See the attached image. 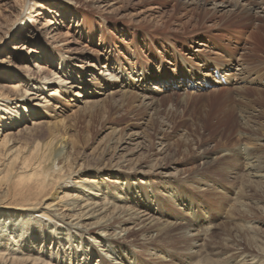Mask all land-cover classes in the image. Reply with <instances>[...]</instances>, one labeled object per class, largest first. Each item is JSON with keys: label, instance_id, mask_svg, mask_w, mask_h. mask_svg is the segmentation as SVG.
<instances>
[{"label": "rangeland", "instance_id": "rangeland-1", "mask_svg": "<svg viewBox=\"0 0 264 264\" xmlns=\"http://www.w3.org/2000/svg\"><path fill=\"white\" fill-rule=\"evenodd\" d=\"M142 1L117 0V11L104 14L89 8L85 0L74 1L81 13L80 20L92 24L95 30L107 36L111 54L125 70L117 74L116 79H109L110 82H119L122 77L124 85L128 80L137 83L141 79L142 69H149L151 72H165L171 80L190 75L201 82L206 77L202 86L178 88L164 81L162 83L167 85L164 91L151 93L155 101L148 107L142 106L131 95L111 96L108 92L88 100L98 101L95 105L83 104L85 100L76 102L71 95H64L63 92L52 94L51 91L56 89L52 86L46 91V95L51 93L47 102L37 103L36 98L40 93H31L28 98L32 104H37L35 108L41 109L42 116L35 117V121L41 122L39 126L28 133L25 127H30L31 118L21 119L12 128L7 122L6 126L0 125V137L8 131L27 146L31 145L32 136L40 144L53 140V143H57L56 149L61 142V146L65 144V148H71L73 166L82 164L92 170L97 165L107 167L110 162L120 159L125 161V170L142 168L143 172H147L144 179L148 185L142 189L139 187V193H145L148 200L159 204L161 221L174 224L183 222L184 227L196 229L198 235L193 240L199 246L196 248L197 254L186 253L191 239L181 237L180 230L177 231L180 225L167 228L163 232L165 236L153 237L156 239L151 247L139 245L138 233L132 232L126 236L129 247L125 249V255L131 256L129 264H207L205 260L209 263L212 261L211 264H231L227 261L235 259L232 251L235 247L244 253L253 252L250 236L264 246V216L261 213V209H264V185L255 188L246 182L248 158L254 157L264 162V17H258L254 21L258 25L255 26L250 16L242 20L234 16L224 20L219 17L209 23L219 25V28L210 29L209 24L202 21L203 13L196 16L195 8L185 5V0H180L181 4L176 9L174 4L177 0ZM158 2L157 9H153L154 3ZM21 3L22 0L0 1V37L16 23L17 17L14 19V16ZM60 3V0L45 1V5L50 6H60ZM259 3L264 6V0H259ZM211 6L207 5V9ZM36 11L34 9L31 14H36ZM44 19H38L39 24H35L42 32ZM30 26L31 22L27 21L17 29L12 28L0 48V56L4 49L10 52L11 47L16 46L19 51L22 47L23 50L20 51L21 57H16L15 61L32 56L30 65L39 61L34 58L35 55H26L32 44L27 36ZM69 26L65 23L58 28L61 37L63 33L71 32V29L68 31ZM123 30L128 32L127 37L123 36ZM197 30L200 35L195 36ZM98 32L88 41L85 38L74 39L75 43L69 46L73 51L71 53H81L77 49L88 45L98 51L93 56L104 60V42L99 45ZM195 37L198 43L206 47L200 49L194 45L192 40ZM210 42L213 44L209 45ZM142 43L148 45L149 51L159 57V61L144 51L133 54V49L137 51L136 46ZM161 44L166 46L165 53L157 48ZM196 49L201 52H195ZM208 57L211 61L205 64L204 60ZM71 62L74 64V61ZM239 64L244 65L241 75L237 71ZM219 65H224V69L216 68ZM92 71L87 67L85 72L89 74ZM225 72L229 76H223ZM94 77L104 75L95 71ZM153 83L149 86L158 88L161 85L157 81ZM0 91L6 92L12 99L16 97L9 87ZM119 142L122 143L121 147ZM91 173L77 174L73 184L79 182V177ZM103 177L107 179L110 176L105 173ZM161 186L175 192V197L187 199L184 200L189 207L185 212H191L188 218H184L168 198L160 196ZM241 194L245 197L242 198ZM226 255L231 256L226 259Z\"/></svg>", "mask_w": 264, "mask_h": 264}, {"label": "bare ground", "instance_id": "bare-ground-1", "mask_svg": "<svg viewBox=\"0 0 264 264\" xmlns=\"http://www.w3.org/2000/svg\"><path fill=\"white\" fill-rule=\"evenodd\" d=\"M0 1L6 2V0ZM45 1L47 0H22L15 12L16 23L7 28L8 30L6 29L0 37V48H2L3 41L8 37L12 28L17 29L21 24L30 21L31 26L27 30V36L32 44L26 55H35L34 58L39 60L32 63L33 65L29 64L33 56L32 58L22 57L20 61H17L18 59L15 61L16 57H21L20 51L23 47L19 51L15 48L16 46H12L10 52L6 49L2 52L0 81H4L0 82V89L9 87L16 93V97L12 99L5 94L6 92L0 91V125L2 126H6L8 122L12 128L23 118L32 119L29 121L30 127H25V132L29 133L34 127L39 126L41 122L35 121V117H41L42 113L41 109L35 108L37 104H32L31 99H28L31 93H40L36 98L37 103L47 102L51 93L63 92L64 95H71L76 102L85 100L83 104L95 105L98 101L89 102L88 100L98 95L103 96L108 92L111 96L131 95L142 106L148 107L152 106L155 101L151 93L164 91L163 89L167 86L162 83L164 81L178 88L184 86L197 88L202 86L203 81H206L204 80L206 77L201 82L195 81L190 75L186 78L171 80L167 78L165 72H151L149 69H142L141 79L137 83L128 80L127 85H124L125 80L122 77L119 82H110L111 79L117 78V74H122L125 70L120 61L111 54V44L108 43L107 36L95 30L92 24L80 20L81 13L77 10L75 0H60V6L45 5ZM85 2H88L89 8L98 10L100 14L117 11L115 8L117 0H85ZM142 2L147 3L151 0ZM178 4H181L180 0L176 1L174 9L178 8ZM184 4L193 6L196 16L203 13L202 21L206 24L215 22L219 17L224 20L229 16H234L242 20L243 17L250 16L251 21L254 19L253 23L258 17H264V6L259 3V0H185ZM209 4L212 6L207 9ZM154 5L153 9H157L156 5H159V2ZM34 9L37 11L33 15L31 13ZM42 18H45L42 23L43 32L35 27V24H39L37 20ZM65 23L72 26L68 28V31L71 29V34L63 33L61 37L57 30ZM212 25L209 24L208 27L210 29L219 28V25ZM255 25L258 24L254 23ZM194 27L197 28L198 25ZM49 28L51 29L47 32ZM97 32L100 34L99 45L104 42L102 51L104 60L97 55L93 56L98 51L88 45L77 49L81 53H71L73 51H70L69 46L75 43L76 39L85 38L88 41L94 38ZM122 32L124 37L128 36L126 30ZM198 34L200 35L199 31L195 33V36ZM197 41L195 37L192 43L200 49L206 47L205 44ZM212 44V42L209 43V45ZM136 48L137 51L133 49L134 55L139 51H144L148 53V56L159 61V57L149 51L146 43L139 44ZM157 48L165 53V45L161 44ZM198 50L196 49L195 52H201ZM71 61H74V64ZM204 61L205 64H209L210 57ZM239 66L240 69L237 71L241 75L244 65L239 64ZM87 67L93 69L89 74L85 72ZM223 67L224 65L216 66L218 69H224ZM95 71L104 77L95 78ZM223 74V76H229L227 72ZM155 81L161 85L158 88L155 85L150 87L149 85H153ZM5 83L9 84L5 85ZM52 86L56 89L46 95L47 88ZM32 139L31 145L27 146L25 142L16 139L11 132L5 131L0 137V264H129L131 256L125 255V249L129 247L126 241L128 234L138 233V244L151 247L156 239L153 237L163 234L171 226L178 225L180 228L178 227L177 231L180 230L181 237L191 239L186 253L197 254L196 248L199 245L193 238L198 235V231L193 227H184L183 222L174 224L166 220L161 221L158 212L159 204L148 200V195L145 193H139L141 192L139 187L142 189L144 185H148L144 179L148 173L143 172L142 168L135 171L125 170V161L120 159L110 162L107 167L97 165L92 170L82 164L73 166L69 146L65 148L66 145L61 146L60 142L59 148L56 149L57 143H53V140L40 144L33 136ZM247 161L246 182L248 185H254L255 188L262 187L261 185H264V162L254 157L248 158ZM84 172L93 173L79 177V182L73 184L74 176ZM105 173L110 177L104 178ZM163 176L160 175L162 178ZM161 189L160 196L168 198L171 204L179 209L182 216L188 218L191 212H185L189 207L187 199L175 197L176 193L165 186H161ZM261 211L264 216V209ZM250 237L253 252L244 253L235 247L232 250L235 259L231 260L229 259L231 255H226L225 258L230 260L227 262L264 264V246H261V243L258 244L259 242L253 236ZM205 263L209 262L205 260Z\"/></svg>", "mask_w": 264, "mask_h": 264}]
</instances>
